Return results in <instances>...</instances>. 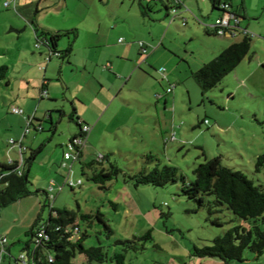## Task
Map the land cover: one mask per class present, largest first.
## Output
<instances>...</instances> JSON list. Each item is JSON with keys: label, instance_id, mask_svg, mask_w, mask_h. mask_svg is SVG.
<instances>
[{"label": "rangeland", "instance_id": "1", "mask_svg": "<svg viewBox=\"0 0 264 264\" xmlns=\"http://www.w3.org/2000/svg\"><path fill=\"white\" fill-rule=\"evenodd\" d=\"M141 1L146 2V0ZM198 1L204 2L205 5L208 2ZM243 1L247 18L241 23L251 22V28L247 29L251 34L250 52L263 57L264 0ZM188 2L192 12L196 11V1ZM232 2L233 5H237L240 0H232ZM12 5V0H0V54H2L0 65L9 64V61L15 59L18 55L16 45H27L25 36L16 43V36L14 37L12 32H7L8 27H5L7 23L5 19L9 17V9ZM43 5L47 6L41 10L44 13L42 16L44 21L58 22L62 15L67 18L76 17L72 19V23H77L81 27L79 44L93 45L88 51L78 50V52L82 56L88 54L96 61L99 68L106 60H110L108 57L103 58L105 55L112 53L116 55L115 50L118 47L128 45L131 46V55H135L137 59L135 66L143 70L147 77L141 70L134 72L135 69L131 66L124 69V74H120L121 79L109 77L104 80L106 86L111 87V92L102 91L99 95L102 106L104 103V107L107 106L106 101L115 90L121 87V92L116 100L106 107L100 126L88 135L87 142L83 145L86 158H93L97 152H102L101 146L107 149L105 151H112L110 160L121 169L115 178L105 182L103 188L87 178L90 174L89 169L82 174L80 163H74L73 173L70 176L73 180L80 179L81 184L75 185L72 189L65 184L58 193L54 191V199H50L49 195L46 196L43 188L47 186L50 178L47 173L40 174L44 168L48 169L51 165V161L48 163V156L55 149L56 153H61V146L57 142L61 138L62 128L68 124L74 130H78V127L74 121L64 117L57 131L52 135L53 140H48L51 135L49 130L37 133L30 127L26 137L38 135V139L40 137L45 139L32 165L33 170L28 176V187L33 191L39 190L19 199L21 203L17 200L0 208V235L6 236L11 250L9 263H23H18L17 260L21 255L26 257L24 243L29 239V230L31 228L35 230L44 223L50 213L49 205L52 204L91 214V221L82 219L77 221L80 231L86 232L85 246L101 245L109 253L124 252V264H225L218 258L193 255V246L210 244L214 236L222 234L233 225H248L249 221L237 218L223 206H216L217 211L212 213L208 212L205 205L197 208L193 200L180 194L179 182L160 187L152 185L135 187L123 172L138 171L143 165L144 155L151 152L162 162L177 166L186 178L192 177L194 166L204 159L200 153V149L204 148L208 158L221 154L224 164L242 171L255 184L264 185V167L256 172L254 165L256 155L264 152V65L258 66L254 59L249 63L244 58L233 71L223 77L218 86L202 94L188 73L187 63L189 61L190 70L198 69L201 64L199 62L196 64L197 61L206 49L212 47L209 43L223 35L206 36L202 25L195 19L199 15L198 11L194 12L195 18L185 16L188 19L185 25L179 17L173 19L171 15L164 16L165 11L160 5H153L155 12H151L150 18L147 17L145 21L140 22L137 5L131 0L79 2L68 0L67 5L63 2H48ZM203 11L205 12L206 9ZM159 14L162 17L154 20ZM161 21L163 23L159 27ZM136 26H140V29L139 27L136 29ZM156 28L157 33H155ZM70 34L73 37L74 33ZM119 37L120 41L117 40ZM62 40L59 43L60 48L64 47ZM138 41L148 44L149 50L152 49L151 46L161 50L167 49L170 56L168 58L171 59L167 61L162 57V61H154L155 69L160 74L165 72L169 76L177 78L178 75L182 78L174 81L169 77L170 82L159 80L158 73L153 71L154 68L149 69L150 67L147 66L150 55L140 54ZM39 47H36L35 43L32 46L35 51ZM144 59L145 62L142 61ZM41 63L40 68L45 66L44 61ZM127 63L131 65L129 61ZM171 66L176 68L171 69ZM40 68L38 71L41 74L48 71L44 72ZM15 70H18V67ZM109 71L116 73L113 68L106 70V73ZM171 71L172 75H170ZM15 73L12 75L18 76ZM129 74L132 77L129 78ZM84 79L79 78L87 84L89 82L91 85L95 84L93 77L86 75ZM12 80L15 78L13 77ZM82 81L80 84H83ZM87 84L85 87L88 86ZM72 85L74 86L73 83ZM172 85L175 86L173 94L165 93L166 88ZM17 86L22 84L17 80L13 81V87ZM95 86L93 85V88ZM154 88L169 96L170 100V96H175L174 102L169 104L170 108L166 112L163 110V100L158 102L155 109L154 101L149 99L150 94L154 97ZM84 96L89 100L93 95L87 90ZM12 101L9 85L0 83V160L7 162H9L8 150L14 147L9 140L18 138L15 137L16 134L12 135L10 126H13V129L20 126L21 131L25 126L23 116L11 112ZM84 108L89 109L87 106ZM92 108L90 107L88 113H91ZM102 112L103 109L100 113ZM157 113L159 118L166 116L168 122L163 123L162 126L156 125ZM203 119H207L209 123H202ZM45 123L47 126L46 121ZM117 124L119 125L116 126ZM226 126H229L227 130ZM220 127L224 129L220 130ZM8 128L9 135L6 136ZM172 133L174 139H171ZM166 138L168 140L164 142ZM37 146L38 143L34 144L33 148ZM9 154L16 157L14 150L9 151ZM57 155L59 162V154ZM72 161L73 158L70 162ZM104 166H107L106 162ZM55 167H58L57 163ZM58 169L62 173L55 182L62 183L68 168L58 167ZM51 176L55 175L51 174ZM50 194L53 195L52 192ZM211 198L209 196V199ZM111 202L116 206L114 207ZM97 211L102 213L104 220L112 228L111 234H108L103 224L95 217ZM214 219H218L220 223H215ZM257 223L264 229V221L260 220ZM149 229L151 238H140ZM118 240L123 242L117 243ZM73 261L86 264L81 254H76ZM102 264H117V262L113 259ZM229 264H264V252L256 257L246 249L243 252V261H233Z\"/></svg>", "mask_w": 264, "mask_h": 264}, {"label": "trees", "instance_id": "2", "mask_svg": "<svg viewBox=\"0 0 264 264\" xmlns=\"http://www.w3.org/2000/svg\"><path fill=\"white\" fill-rule=\"evenodd\" d=\"M208 1L213 10L220 12L218 17H220L222 11H228L238 19L237 26L241 27L240 14L230 9V0ZM138 2L141 14L145 17L152 11L155 4L162 6L163 9H175L176 11L181 6L180 0H146L145 3L138 0ZM224 5H227L226 9L223 7ZM239 6L242 11L243 3H240ZM230 22L232 25L235 21L231 19ZM182 24H185V21ZM211 25L206 27V31L218 35L215 28L211 27ZM236 29L235 32H238V28ZM245 29L247 30V28ZM62 35L60 33H52L47 34L44 39L37 37L35 45L45 44L48 48V53L44 58L46 64L53 57L62 58L70 53V45L62 51L57 49L58 40ZM250 35L248 31L239 41H235L222 49L216 56L203 63L198 69L190 71V76L194 79L202 94L218 86L223 77L233 71L237 64L249 54L251 46ZM139 42L142 41H138L140 54L146 55L148 53L147 45L144 42L142 43V46L144 45L147 49V52H142V46L139 45ZM55 53H58V55H55ZM104 67L108 68L109 64L106 63ZM42 69H45V67H42ZM6 74L7 66L1 65L0 80L4 79ZM163 74L161 72L159 77L161 81L165 80V77L162 78ZM44 85L41 90L42 95L48 97V92L44 88ZM43 91L47 93L46 96L43 94ZM165 92L171 93L172 87H167ZM71 113L73 115H70L69 119L75 121L79 130L68 141H71L74 137H80L86 143V136L91 127L87 124L90 128L88 132H83L81 124L86 123L80 121L75 116L74 108ZM24 115L26 114L24 113ZM32 120L33 117L31 118L30 125L38 131L33 125ZM201 122L205 124L209 123L207 119H203ZM167 140L168 138L164 139V142ZM40 148L41 146L36 149H30L28 156L24 157L22 162L13 160L11 162L0 163V208L6 207L39 190L33 191L28 187V176L31 163L40 151ZM82 149L83 147L76 161L80 160ZM111 153L113 152H97L95 157L83 163L81 167L82 174H85L86 169L90 170L87 178L100 188H103L105 182L115 178L121 172V169L110 160ZM200 153L204 159L194 166L192 177L186 178L177 166L162 162L157 155L151 152L144 155L142 160L143 165L138 171L134 173L123 172V175L135 187L139 185L160 187L169 183L179 182L180 194L189 200H193L197 208L205 205L208 212L212 213L217 211L218 208H215L216 206H223L230 210L237 218L249 221L248 225H233L222 234L214 236L210 244H203L202 246L194 245L193 255L197 257L218 258L225 264L233 261H243V252L246 249L256 257L260 256L264 252V229L257 222L260 220L264 221V185L255 184L242 171L224 164L221 154L208 158L203 150ZM99 154L101 155L100 158H98ZM105 162L107 166H104ZM254 165L256 172H259L264 167V152L256 155ZM69 187L72 189L74 186ZM43 192L46 195H50L45 190ZM209 196L212 198L209 199ZM111 203L114 207L116 206L115 203ZM49 207L50 213L44 223L35 230L33 228L29 230V239L24 243L26 257L22 255L23 258H20L22 261L27 259L26 262L29 264H78L73 261V258L76 254H81L86 264H102L113 259L116 260L117 264H124V252L115 251L109 253L101 245L85 246L84 239L86 232L80 231L77 221L78 219H82L89 222L92 218L91 214L68 209L67 207H56L52 204ZM95 217L103 224L108 234H111L112 228L104 220L102 213L97 211ZM213 221L217 224L220 223L218 219H214ZM40 230L43 232L42 237L37 236V232ZM2 236L6 237L5 235ZM140 238H151V230H147ZM121 242L123 241H117V243ZM7 246L8 244L6 243L5 251L0 257L7 253ZM20 259L17 261H20Z\"/></svg>", "mask_w": 264, "mask_h": 264}, {"label": "crops", "instance_id": "3", "mask_svg": "<svg viewBox=\"0 0 264 264\" xmlns=\"http://www.w3.org/2000/svg\"><path fill=\"white\" fill-rule=\"evenodd\" d=\"M67 1L68 0H12V7L9 9V17L7 19H5L6 26L8 27V31L7 32H12L13 36L17 38L16 43L22 38V36H25L27 45L21 46V45H16L18 46L17 50H18V55L15 57V59H13L12 61H9L8 63H3L2 65H6L7 66V73L9 71V77H6L2 80H0V83H5V85H9V91H10V96L13 98V101L11 102V106H18L20 108H22L25 112V114L27 116H29L30 118L33 117V125L37 128L38 126H42V128L38 131H36L34 129L33 126H31L33 128V130H35V132H42L44 130H49L51 135L50 137H48V140H53L52 135L57 131L58 126L62 123L63 118L65 117V119L68 118V120L74 121L72 119H69L70 115H73L71 112L73 110V108L75 109V116L79 118L80 121L89 124L90 125V131L87 133L86 136V142L88 139V135H90L95 129L98 128V126H100V122L101 119L103 117V114L106 111V107L109 106L110 103H112L114 100H116L117 96L120 94L121 92V87L118 88L117 90H115L114 94L112 93L110 98L107 99V106L104 107V105L102 106V103L99 98V95L102 93V91L105 92H111V87L109 85L106 86V83H104V80L109 79V77H115L116 79H121L120 74H124V69H128L131 66L134 67V72H137L139 70H141L140 68H138L137 66H135L136 63V57L135 55H131V46L128 45H123L122 47H118L115 51H116V55H114L115 53L112 54H107L105 55L103 58L108 57L110 60H106V62L104 64L101 65V68H99L95 62L94 59H92L91 57H89L88 54L85 53L84 56H82L78 50H86L88 51L89 49H91V47H93V45L91 44H85V45H81L79 44L78 41V37L80 35V28L77 23H72V19L74 20L76 17H66L65 15H62V17H60V19H58L59 21L57 22H52V21H44V19L42 18L43 14L41 10H43L44 8H46L47 6H44V3H65V5H67ZM72 1V0H70ZM75 1V0H74ZM76 1H81V0H76ZM133 3H136L137 5V13L138 15L141 17V21H145V19L147 17L150 18V14L151 12H155L152 8V11H150L148 13V16L145 17L141 14V9H140V5L139 2L137 0H131ZM181 1V6L177 9V11H175V13H172L171 10H167L164 9L165 13H163L164 16H168L171 15V18H175V17H179L180 19H182V22L185 21V25L188 22L187 17L185 16H191L192 18H195V13L196 11H198L197 17L195 19L198 20V23L202 25L203 30L205 32V35L210 36V35H215L212 34L209 31H206V27L210 26L214 20L218 17L219 15V11L218 10H213L211 8V4L208 1L207 5L203 4L204 2L195 0L197 5H196V11L192 12L191 10V6L189 5V0H180ZM138 3V4H137ZM240 3H244L243 0H240L239 3H237V5H233L232 0H230V9L233 11H237V13L240 14V26L244 27V28H251V22L247 21L245 23H241L244 19L247 18V12H246V8L243 5L242 8L243 10L241 11V7L239 6ZM154 6H158L157 4H155ZM153 6V7H154ZM235 6V7H234ZM206 9V11L204 12L203 10ZM170 11V12H169ZM157 12V11H156ZM160 17H162L161 14L155 16L154 20H159ZM62 18V20H61ZM69 20V21H68ZM71 20V21H70ZM153 19H151L152 21ZM153 20V21H154ZM162 21L159 22V27L162 25ZM140 26H136V29ZM168 30V29H167ZM137 31V30H136ZM52 33H60L63 34L59 40H58V46L57 49L62 51L65 50L69 45L71 46L70 48V53L66 56V57H62V58H56L53 57L50 59V61H48L49 63L46 64L45 62V56L48 53V48L45 44H38L35 45L36 47H39L37 49V51H35L32 46L35 43L37 37H40L42 39L45 38V36L47 34H52ZM70 33H74L73 37H71ZM157 33V28H156V32ZM154 33V34H155ZM218 36V35H216ZM64 37V38H63ZM243 37L242 34L238 32H236L235 34H229L226 33L224 34L221 38H214L211 43L212 47L209 49H206L204 51V54H202L201 58L197 61L196 64H198V62L202 65L203 63L207 62L208 60L212 59L214 56H216L222 49H224L225 47H227L228 45H230L231 43L235 42V41H239L241 38ZM34 38V41H33ZM63 38V40H62ZM120 37L117 39L119 40ZM60 40H62L64 47L60 48L59 47V43L61 42ZM210 41V40H209ZM118 42V41H117ZM147 47H149L148 44H146ZM41 46H44L43 48ZM151 50H149L148 48V53L147 56L150 57L149 59V63L147 64V66H149L148 68H154L153 71L155 70V73H158L159 77H160V73L158 70L155 69L154 66V61L156 60H161L162 61V57H165L167 61H169L170 59L168 57L169 54L167 53V49H156L155 47L151 46ZM2 54H0L1 56ZM79 58V59H76ZM249 63H251V61L254 59L256 60L255 64H259L258 66H263L264 65V55L263 57L260 55H253L252 52H249V54L245 57ZM45 62V69H42V67L40 68V64L42 65L41 62ZM130 62V64H128L127 62ZM143 62H145V59L142 60ZM108 63L109 67L105 68V64ZM141 63V62H140ZM167 63V62H166ZM252 64H254L252 62ZM168 65V64H166ZM200 65V66H201ZM1 66V65H0ZM199 66V65H197ZM18 67V70H15V68ZM36 67H39L42 71H46L44 74H41L40 71H38V69ZM48 67V69H47ZM190 63L188 61L187 63V68H188V73L190 74ZM115 69L116 73H113L112 71L109 73H106V70L109 69ZM176 68L174 66H171V69ZM106 69V70H105ZM16 72L15 74H18V76H13L12 73ZM141 72L144 74V76L147 74L141 70ZM43 73V72H42ZM88 77H93L94 78V83L93 85H96L93 88V85L90 84V82L87 84L86 82H83L82 80H79V78L81 77V79L85 80V76ZM170 75H172V71L170 72ZM187 75V74H186ZM15 78V80H12V78ZM132 77V75L129 74V78ZM165 77L164 79L169 81V77L171 79H173L174 81H177L180 79V77L182 78V76H176L172 77L169 76L167 73L164 72L162 78ZM19 81L22 86H17V87H13V81ZM164 80V81H165ZM79 81V82H78ZM82 81L83 84H80ZM72 83L74 84V86L72 85ZM33 84V85H32ZM44 85V88L47 90L48 92V97H44L42 95V87ZM85 84H87L88 86L85 87ZM91 85V86H90ZM173 87H175L174 85H172V92L171 94H173ZM87 90L89 92H91V94L93 95L91 98H89V100L85 99L84 94L87 92ZM154 92V97L152 94H150V98L151 100L154 101L155 105L154 108L157 109V104L158 102H160V100H163V110L166 112L168 110L169 104L174 102V97L175 96H170L171 100L169 99V96H165L164 93L160 92L158 89L153 90ZM166 93V92H165ZM37 97V100H36ZM97 99V100H96ZM37 101V102H36ZM97 101V102H95ZM87 106L89 109L90 107H93L91 109V113H88L89 109H83V107ZM102 106V107H101ZM58 109H62L63 113L60 116L59 112H56V110ZM101 109H103V112L100 113ZM23 116V115H22ZM71 117V116H70ZM22 119H24L25 122V126H26V119L23 116ZM163 120V122H161ZM47 122V126L46 123ZM75 122V121H74ZM168 122V120L166 119V116L159 118V114L157 113L156 115V125L158 126H162V124H166ZM76 124V123H75ZM119 124H117L116 126H118ZM134 126L136 125V123L133 124ZM24 126V128H25ZM12 129V132L14 134H16L15 137L17 140L16 144H14V147L11 148L12 150H8L7 153V158L10 160H15V161H20L23 160L24 157L28 156L30 149H36L37 147L41 146L40 150L42 149L45 139L41 138L38 139V135H32L30 137H26L28 133L23 134L24 129L21 131V127L17 126L16 129H13V126H10ZM78 127V126H77ZM229 126H226V130ZM224 128L220 127V130H222ZM79 130V128H78ZM78 130H74L72 127H70V125H66V127L62 128L61 131V138L59 140V142H57L58 145L61 146V153H56V149L54 151H52L49 156H48V163L51 161V165L49 166V168H44L42 174L40 175H44L45 173H47V175H49V182L47 184V186L45 188H43V190L47 191V188L49 185L52 186V190L51 192L53 193V198H55L54 195V191H57V193L59 191H61L65 185V177H63L62 183L60 182H55L58 181L57 178L58 176L61 175V171L58 169V167L61 168H68L67 171V176L72 175L73 173V164L74 163H80V169L83 165V163L88 162L91 158H86L85 153H84V149H82V155L80 157V160L78 161H72L71 160H65L63 159V151H64V147L65 144L67 143V141L73 137L74 135H76L78 133ZM160 132H163L162 129H159ZM9 135V128H8V134H6V136ZM26 137V140L24 141L23 139ZM38 146L36 148H33L34 144H37ZM102 151L107 150L105 149L104 146H101ZM16 153V157L13 156H9V151H13ZM205 152V149H202ZM200 150V151H202ZM59 154V162L57 160V157ZM18 155V157H17ZM37 155L35 156L36 160ZM34 160L31 163L30 169H29V174L31 173V171L33 170L32 165L34 164ZM6 160H0V163H6ZM64 162L65 164L62 165L61 163ZM56 163L58 164V167H55ZM51 174H54L55 176H51ZM48 192V191H47ZM51 192H48L47 194H50ZM47 196V195H46ZM19 203H21V200H19ZM55 206V205H54ZM1 236V235H0ZM10 252L11 250L9 249V245L7 246V253L3 254L0 257V264H10L9 262V257H10ZM18 263H27L26 260L24 261H17Z\"/></svg>", "mask_w": 264, "mask_h": 264}, {"label": "built area", "instance_id": "4", "mask_svg": "<svg viewBox=\"0 0 264 264\" xmlns=\"http://www.w3.org/2000/svg\"><path fill=\"white\" fill-rule=\"evenodd\" d=\"M7 4V3H6ZM225 9L227 8V5H224L223 6ZM175 9H172L171 12L172 13H175ZM231 19L234 20L235 22H233L234 24H230L231 22ZM238 24V19H236L233 14H231L230 12L228 11H222L220 17H218L214 23L211 25V27L215 28V31L218 35H224L226 33H229V34H235L236 32V28H238L239 30V33L242 34V35H246L248 33V31L244 28V27H238L237 26ZM228 29H231V30H228ZM121 39H119L120 41ZM142 43L143 42H139V45L142 46ZM142 52H147V49L146 47L143 45L142 46ZM55 55H58V53H55ZM162 70V69H160ZM43 94L46 96L47 93L45 91H43ZM11 112L12 113H15V114H19V115H23L26 119V126L24 128V132L23 134H26L29 132L30 130V121H31V118L29 116H26L24 115V111L22 108L18 107V106H11ZM42 128V126H38L36 129L37 130H40ZM89 125L87 124H81V130L83 132H88L89 130ZM174 138V135L171 136V139ZM9 143L11 145H14L16 144V141L14 139H10L9 140ZM85 144V140H82L80 137H74L71 141H68L65 145V149L63 151V159L65 160H71V158H73V161H75L77 158H78V155H79V152L81 150V148L83 147V145ZM101 155L99 154L98 155V158H100ZM12 160H10L9 162H11ZM23 160H20L18 162H22ZM62 165H64L65 163L62 162L61 163ZM67 186H75V185H79L81 184V180L80 179H77V180H73L72 177L69 175L66 177L65 179V182H64ZM52 190V186L49 185L48 188H47V191L48 192H51ZM50 198H53V195H49ZM37 236L38 237H42L43 236V232L40 230L37 232ZM6 243H7V240H6V237L4 236H1L0 237V255L2 253H4L5 251V247H6ZM20 258H23V256L21 255ZM49 260H51V258H49Z\"/></svg>", "mask_w": 264, "mask_h": 264}, {"label": "water", "instance_id": "5", "mask_svg": "<svg viewBox=\"0 0 264 264\" xmlns=\"http://www.w3.org/2000/svg\"><path fill=\"white\" fill-rule=\"evenodd\" d=\"M56 112H59L60 113V116H61L62 113H63V110L62 109H58V110H56Z\"/></svg>", "mask_w": 264, "mask_h": 264}]
</instances>
